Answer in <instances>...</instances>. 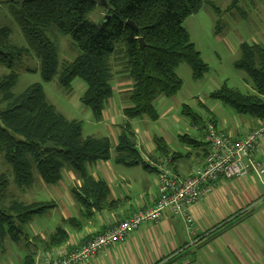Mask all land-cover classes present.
Instances as JSON below:
<instances>
[{
  "label": "trees",
  "instance_id": "16d2710c",
  "mask_svg": "<svg viewBox=\"0 0 264 264\" xmlns=\"http://www.w3.org/2000/svg\"><path fill=\"white\" fill-rule=\"evenodd\" d=\"M104 1L109 18L103 19L101 28L90 19L99 0H26L12 5V16L28 41L29 49L11 43L10 31L0 27V64L13 68L33 52L40 60L46 82L54 79L60 66L57 49L47 33L54 28L69 36L78 54L73 61L62 64L59 84L71 91L75 79L86 83L87 89L80 101L91 111L96 122L103 119L106 104L113 95V77L126 75L132 81L129 106L123 110L127 125L121 128L115 146L109 138L86 137L83 122L68 120L57 112L48 103L41 84L31 85L21 94L14 95L11 89L18 75L12 72L0 79V104H6L0 111V154L12 167L17 185L22 190L29 189L35 181L34 173L45 184L57 185L63 178L64 169L70 168L84 180L77 197L84 205L92 202L99 210L106 203L110 207L116 202L109 203L107 183L93 180L88 165L109 161L115 149L117 164L142 165L145 170L155 172L145 163L138 149L131 121H159L157 101L173 99L183 89L177 74L182 63L189 65L195 80L202 79L209 70L183 26L187 18L203 7L205 0ZM127 22L134 23L137 30L129 27ZM141 39L144 40L143 47ZM118 46H121V54L116 57ZM239 51L240 59L235 66L251 78L255 93L244 94L225 84L211 93L210 98L223 102L237 115L255 119L260 127L264 125V45L244 42ZM112 61L122 67L115 75ZM182 114L193 125L206 128L201 115L191 107L183 105ZM180 140L184 145H203V141L188 134L180 136ZM153 142L156 150L151 159L159 161L169 157L171 150L163 137L155 135ZM48 144L52 146L48 147ZM8 183L7 177L0 175V245L8 236L19 242L25 228L54 206L49 202L16 200L7 204L5 190ZM74 222L66 221L65 225L72 226ZM67 241L66 228L60 226L42 242V249L49 252ZM35 257L33 252L20 264H34Z\"/></svg>",
  "mask_w": 264,
  "mask_h": 264
},
{
  "label": "crops",
  "instance_id": "0c3cea01",
  "mask_svg": "<svg viewBox=\"0 0 264 264\" xmlns=\"http://www.w3.org/2000/svg\"><path fill=\"white\" fill-rule=\"evenodd\" d=\"M116 76L113 81L117 82V86L112 84L113 95L106 104L103 119L100 122L94 120L96 123L89 122V118L93 117L89 110L85 112L89 126L84 128L86 137L98 138L101 131L107 133L102 138L113 140L115 146L121 128L127 125L123 110L129 106V94L133 88L132 81L126 75ZM121 80L123 83H120ZM86 89L84 81L75 79L70 92L72 95L67 97L81 112L85 110L80 98ZM176 105L173 99L160 98L157 101L160 119L156 123H162L159 127L150 125L148 119L131 121V125L143 157L155 154L153 137L159 135L171 150L169 157L174 169L183 176L191 175L204 165L209 153V145L205 140L206 129L210 124L235 139L246 137L260 125L253 118L232 114L224 108L220 118L208 111L206 128L203 130L199 125L191 128V137L203 141V145L192 146V149L181 148L184 144L180 136L183 135H178V131L167 124L168 119L175 114ZM142 123L146 125L145 128L140 126ZM115 157L116 152L109 161L88 165L93 180L107 183L109 203L115 201V205L109 207L106 203L101 210L96 209L92 202L84 205L76 194L80 193L84 180L72 169L65 168L62 180L57 185H51L53 190H49L54 198V206L48 210L52 217L46 222L35 218L29 224L30 230L27 227L28 233L23 242L30 249L24 251L23 248L9 246L6 263L0 264H20L33 252L36 253L35 261L45 255L63 256L131 218L136 212L154 206L158 197L157 173L145 170L142 165L135 167L142 170L141 173H125L115 166L119 165ZM253 158L264 164V141L255 150ZM190 213L194 218L195 236L190 237L183 220L168 211L159 222L143 224L124 241L99 252L83 264H264V176L260 177L250 170L244 177H221L212 191L190 208ZM70 220H75L74 224L65 225ZM60 226L66 228V244L49 252L43 251L42 242Z\"/></svg>",
  "mask_w": 264,
  "mask_h": 264
},
{
  "label": "rangeland",
  "instance_id": "374dc122",
  "mask_svg": "<svg viewBox=\"0 0 264 264\" xmlns=\"http://www.w3.org/2000/svg\"><path fill=\"white\" fill-rule=\"evenodd\" d=\"M16 4H18L17 0H0V27L7 28L10 31L11 43L18 47L29 49L30 45L11 13L12 5ZM105 8L104 5H99L90 15V19L98 25L101 24L103 19L107 17ZM183 26L188 32L196 50L208 65L209 70L202 79L195 80L189 65L182 63L178 67L177 74L183 82V89L176 98H173L177 103L175 114L166 123L170 124L174 131H178V135L188 134L191 136L193 123L182 114L180 103L191 107L206 122L209 118L208 111L216 113L218 118L221 117L222 108L232 114L235 113L232 108L223 102L210 98V94L223 85L226 84L228 87L244 94L255 93L253 81L244 71L236 68L235 63L240 59L239 47L242 43L248 42L264 45V0H205L203 7L196 14L187 18ZM47 35L55 45L60 61L57 74L51 82L43 80L40 70V60L33 52H30V55L22 62L16 63L13 68H7L0 64V79L10 75L12 72L18 75L11 89L14 95L21 94L31 85L41 84L48 103L57 112L68 120L83 121L84 128H86L89 124L85 112H90L89 109H86L83 105L84 112H81V109H76L67 99L68 96L72 95L71 91L61 87L59 84L62 64L73 61L78 53L72 44V39L69 36L63 35L57 29L53 28L49 30ZM120 48L121 46H118L115 53L116 57L121 54ZM112 64L115 75L122 67L116 65L113 61ZM116 77L114 76L113 79ZM113 79V86H117V82L113 81ZM123 80L120 83H123ZM5 108L6 104H0V111ZM161 114L163 116V112ZM89 119V122L96 123L93 117ZM149 122L150 125L154 124V127H159L162 124ZM140 126L146 127L143 123ZM100 133L97 136L98 138H102L107 134L103 131ZM112 143L115 144L113 140ZM188 147L193 148L190 144L181 145V148ZM112 154H115V149H113ZM115 166H118L117 168H120L125 173L134 175L143 172L135 167L121 166V164H115ZM2 174L7 177L9 182L5 190V202L7 204L15 200L25 203H52L54 198L49 191L50 189L53 190L51 185L45 184L39 175L34 173L35 181L33 185L27 190H22L14 179L12 167L0 154V175ZM49 211L43 216L37 217V219L41 222H46L52 217ZM28 229L30 230L29 226ZM27 233L28 230L25 228L24 236L17 244L13 243L14 241L9 236L5 238L0 245V262L6 263V256H9V246L12 248H23L24 251L30 249V247L23 245L24 237Z\"/></svg>",
  "mask_w": 264,
  "mask_h": 264
},
{
  "label": "built area",
  "instance_id": "2783aa9c",
  "mask_svg": "<svg viewBox=\"0 0 264 264\" xmlns=\"http://www.w3.org/2000/svg\"><path fill=\"white\" fill-rule=\"evenodd\" d=\"M205 140L209 153L203 166L191 175H180L170 157L155 161L145 156L144 161L158 175V197L154 206L140 210L103 234L97 235L63 256H42L34 264H83L96 254L126 239L148 222H159L166 212L180 217L190 237L195 236L194 218L190 208L206 197L221 177L239 178L250 170L264 176V164L253 158L264 141V125L242 139H235L210 124Z\"/></svg>",
  "mask_w": 264,
  "mask_h": 264
},
{
  "label": "water",
  "instance_id": "95a60500",
  "mask_svg": "<svg viewBox=\"0 0 264 264\" xmlns=\"http://www.w3.org/2000/svg\"><path fill=\"white\" fill-rule=\"evenodd\" d=\"M25 1H26V0H17V3H18V4H22V3H24ZM83 1H84V0H83ZM98 4H99V5H104V6H105V5H106V2H105L104 0H99ZM107 18H109V17L107 16ZM127 25H128L129 27L134 28V29L137 30V27L135 26L134 23H132V22H127ZM99 27L101 28V27H102V24H99ZM140 42H141L142 47H143V46H144V40L141 39ZM50 146H52V144H48V147H50Z\"/></svg>",
  "mask_w": 264,
  "mask_h": 264
}]
</instances>
